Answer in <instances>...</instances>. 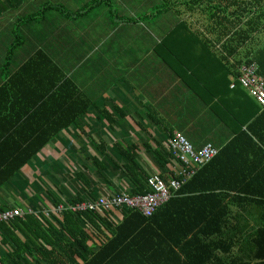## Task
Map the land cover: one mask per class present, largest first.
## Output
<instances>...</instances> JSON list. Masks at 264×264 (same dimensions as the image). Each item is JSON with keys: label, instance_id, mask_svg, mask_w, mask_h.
<instances>
[{"label": "crops", "instance_id": "crops-1", "mask_svg": "<svg viewBox=\"0 0 264 264\" xmlns=\"http://www.w3.org/2000/svg\"><path fill=\"white\" fill-rule=\"evenodd\" d=\"M249 65L264 80V0H0V89L7 85L12 97L0 107V162H19L23 147L44 145L0 189V208L52 192L48 180L64 191L52 195L61 203L85 192L83 179L93 183L90 197L129 191L112 164L135 145L139 165L160 174L156 155L168 154L169 137L179 133L195 152L212 144L218 156L159 222L174 252L200 262L211 243L217 264H238L239 242L252 240L264 215L255 202L264 195V109L236 82ZM52 97L49 109L31 108ZM63 99L84 113L47 140L45 131L58 128L47 115L64 112L55 107ZM98 163L107 170L97 174ZM242 194L249 201L236 198ZM37 207L49 209L41 201ZM103 215L122 223L123 213ZM97 233V242L113 237ZM151 261L176 264L169 252Z\"/></svg>", "mask_w": 264, "mask_h": 264}, {"label": "trees", "instance_id": "trees-1", "mask_svg": "<svg viewBox=\"0 0 264 264\" xmlns=\"http://www.w3.org/2000/svg\"><path fill=\"white\" fill-rule=\"evenodd\" d=\"M167 5L168 3H163V10ZM18 91L21 92L23 90L18 89ZM10 100H12V97L7 91V85H5L0 89V107H7V103ZM51 100H54V98H47V100L41 98L39 103L37 100L33 102L31 108L39 106L41 108L48 107L49 109V107L54 106ZM71 103L70 99H63L61 102L56 101L55 107H60L64 112L49 113L47 115L46 123L49 126H53L56 123L58 128L52 127L51 129H47L45 131V139L48 140L54 137L62 130L60 127L66 128L84 113V111L80 110L73 112L74 108ZM6 138L13 139L14 136L4 137V139ZM18 149L20 147H16V150ZM43 149L44 145L42 143L27 145L21 150L20 155L22 157L19 159L20 161L18 160L19 162H0V189L13 180V176L23 169L28 161ZM137 149V146L131 145L129 150L123 153L122 158L125 160L122 164H112L114 168L111 171L122 169L125 176H127V180L132 184V188L129 191L134 194H145L149 192L148 179L153 175H150V172H147L139 165ZM162 152H159L156 156L159 157V167L164 172L158 175L167 183L174 177L173 169L180 170L181 166L169 154L164 153L163 150ZM215 160L197 170L178 191L173 192L168 202L163 204L151 217H144L136 211H125L122 223L117 225L114 224V221L111 222L109 220V215L74 214L69 211H63L58 214L52 212L46 217L37 207L35 210L39 213L38 215H24L11 222L0 223V264H116L115 262L122 261L127 256L133 258L136 264H154L151 258L158 252H169L176 258V264H217V262L221 261L215 254L217 249L215 246L211 247V243L207 245V251L205 248L201 249L200 254L204 252L205 259L200 262L195 261L194 254H192V258H189L183 249H179L177 253L174 252V249L171 247L173 242L170 241L169 231L164 223L159 222L161 217L163 218L166 205L184 194L187 188L193 187L200 175L209 172ZM95 167L98 169L97 174H100L99 169L101 165L98 163L95 164ZM102 170H107V168ZM83 181L86 182L83 185L85 186V192L83 194L78 193L73 199H68L67 196H64L61 198L64 203L72 204L83 200L85 197H90L88 187L93 188V183L89 179H83ZM33 182H35L34 179ZM48 183H50V180H48ZM23 186L24 184H20L21 188ZM48 187L53 191L52 193L48 189H45L40 194L34 191V194L30 195L32 207L33 205L37 206L38 202L41 201L42 203L45 202L49 208L48 210H51L60 203V195H63L64 191L62 192L56 185L50 184ZM40 188L43 189L44 187ZM53 193L58 194L60 197L58 199L53 198ZM247 196L246 194H242L236 198L242 201H249ZM257 196H259V199H255V202L263 207L264 195L259 194ZM49 198L52 200H49ZM6 208L9 207L0 208V210H5ZM260 221L261 225L253 230L252 240L248 243L246 241L239 242L240 256L238 264H264L263 213L260 214ZM101 228L107 229L113 237L105 240L99 238L97 242V232ZM88 242H92L91 245L88 246ZM94 247H98L99 253L96 255L91 253V249ZM230 249L231 247L229 246L225 248V251L229 252ZM178 255L183 257L182 261H180ZM134 261L130 260L128 264H135Z\"/></svg>", "mask_w": 264, "mask_h": 264}, {"label": "built area", "instance_id": "built-area-1", "mask_svg": "<svg viewBox=\"0 0 264 264\" xmlns=\"http://www.w3.org/2000/svg\"><path fill=\"white\" fill-rule=\"evenodd\" d=\"M237 84L264 109V80L256 75L253 65L244 66L239 72ZM234 89V86H232ZM168 154L181 166L180 170L173 169L174 177L165 183L161 176L153 175L148 179V190L145 194H134L130 191L110 193L85 197L81 201L59 203L54 209L41 211L48 217L50 213L69 211L74 214L90 213L102 215L104 213L136 211L144 217H151L163 204L178 191L181 186L200 168L212 162L218 156V150L212 144H206L195 152L192 145L179 133L173 134L166 143ZM39 213L28 206L9 207L0 210V223L11 222L24 215H38Z\"/></svg>", "mask_w": 264, "mask_h": 264}, {"label": "rangeland", "instance_id": "rangeland-1", "mask_svg": "<svg viewBox=\"0 0 264 264\" xmlns=\"http://www.w3.org/2000/svg\"><path fill=\"white\" fill-rule=\"evenodd\" d=\"M161 10H163V4H161ZM160 20H161V22H163V21H164V18L161 17ZM36 182H37V184H39V181H38V180H36L35 182H33V186H34L35 188H37V184H35ZM50 184L53 185L51 181H50ZM39 185H41V184H39ZM48 185H49V184H48ZM44 191H45V188H44ZM52 192H53V191H52ZM52 192H51V193H52ZM24 201H25V200H24ZM24 204H25L26 206L30 207V208H33L32 205H31L30 203H25V202H24ZM249 249H250V248H249Z\"/></svg>", "mask_w": 264, "mask_h": 264}]
</instances>
